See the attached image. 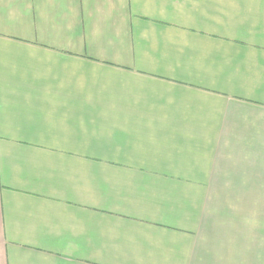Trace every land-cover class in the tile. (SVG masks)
I'll use <instances>...</instances> for the list:
<instances>
[{
  "label": "crops",
  "instance_id": "obj_1",
  "mask_svg": "<svg viewBox=\"0 0 264 264\" xmlns=\"http://www.w3.org/2000/svg\"><path fill=\"white\" fill-rule=\"evenodd\" d=\"M225 208L264 210V0H0V264H264Z\"/></svg>",
  "mask_w": 264,
  "mask_h": 264
},
{
  "label": "rangeland",
  "instance_id": "obj_2",
  "mask_svg": "<svg viewBox=\"0 0 264 264\" xmlns=\"http://www.w3.org/2000/svg\"><path fill=\"white\" fill-rule=\"evenodd\" d=\"M239 196H242L240 194ZM219 211L218 227L224 237L237 236V246L264 248V210L222 209ZM231 238V243L233 242ZM225 241V240H224Z\"/></svg>",
  "mask_w": 264,
  "mask_h": 264
}]
</instances>
